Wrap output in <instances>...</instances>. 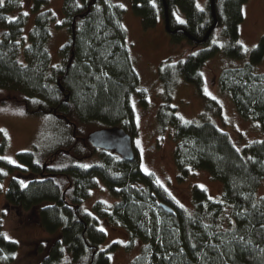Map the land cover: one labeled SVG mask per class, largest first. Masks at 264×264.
Wrapping results in <instances>:
<instances>
[{
	"label": "trees",
	"instance_id": "16d2710c",
	"mask_svg": "<svg viewBox=\"0 0 264 264\" xmlns=\"http://www.w3.org/2000/svg\"><path fill=\"white\" fill-rule=\"evenodd\" d=\"M48 1H32L30 10L36 14L26 41L22 32L27 17L21 0L0 3V90L16 93V101L28 113L51 114L63 123L67 136L45 154L42 164L30 152L17 153L21 167L0 159V167L9 173L29 170L37 176L25 183L11 177L4 190L5 203L17 210L18 218L20 213H35L39 225L52 235L49 243L40 244L37 264H110L109 253L122 245L112 242L101 249L106 234L98 226L100 220L125 230V250L140 243L128 264H264V136L238 149L226 131L206 120L181 121L169 103L179 79L203 96L200 69L219 50L234 59L245 56L238 39L247 0H215L218 26L205 43L194 45L182 33H174L173 43L185 40L195 50L158 66L166 99L156 119L161 129L174 130L178 180L192 169H201L222 185L219 199L194 185L192 212L141 169L136 155L129 162L114 152L94 149L80 130L96 123L102 128L121 127L131 137L137 131L131 98L138 95L143 106L146 101L137 89L138 76L121 22L123 9L109 0H62L64 18L57 28L65 27L70 35L61 47V63L54 66L46 47L54 16L49 9L39 11ZM130 1L144 29L155 27L160 17L164 20L162 0ZM165 4L169 27L181 26L196 39L213 22L209 3L206 10L199 9L195 0H165ZM263 57L264 36L242 66L222 71L219 89L230 97L239 115L254 121L264 134V72L255 71ZM65 94L67 102L62 100ZM95 155L99 161L87 167L75 163ZM55 161H59L56 166ZM43 165L48 166L46 174ZM98 180L114 201L96 200L87 211L83 201ZM17 249L16 241L0 234V264H11Z\"/></svg>",
	"mask_w": 264,
	"mask_h": 264
},
{
	"label": "rangeland",
	"instance_id": "374dc122",
	"mask_svg": "<svg viewBox=\"0 0 264 264\" xmlns=\"http://www.w3.org/2000/svg\"><path fill=\"white\" fill-rule=\"evenodd\" d=\"M32 1L21 0L22 11L27 17L22 32L25 41L28 40V33L33 27L36 14L30 10ZM109 1L120 7L123 5L121 22L126 32L130 59L138 76L137 89L144 93V101H146L143 106L140 104L138 95L131 98L137 127L132 137L137 162L141 169L150 173L179 206L192 212L190 191L194 185L203 188L213 199L220 198L222 185L218 181L211 180L207 172L201 169H192L185 179L178 180L173 159L174 130L171 126L161 129L157 123L156 114L159 106L164 104L166 99L158 79L159 64L169 58L193 51L195 47L185 40L173 43L171 36L165 31L162 17L159 18L155 27L144 29L140 18L133 11L130 0ZM195 1L199 9H207L209 0ZM62 5V0H49L47 5L39 10L49 9L54 16V21L50 24L51 36L46 45L54 66L61 63V47L70 35L65 27L57 28V24L61 23L64 18ZM242 14L243 21L239 25L238 43L242 46L245 56L241 59H234L225 56L219 50L200 69L203 96L199 95L194 85L179 79L171 92L169 101L181 121H210L226 131L238 149L251 141L262 139L264 134L257 129L254 121L255 124L239 115L230 97L220 91L219 80L224 69L242 66L248 58L249 51L264 36V0H247L242 6ZM14 15L16 14L13 13ZM175 15L183 20L180 12L175 11ZM255 71L264 72V57L255 66ZM16 96L14 92L0 90V159L20 166L17 163V153L30 152L34 154L36 162L42 164L45 154L67 139L63 130L64 125L49 113L26 112L23 106L16 101ZM205 98L214 100L215 104L207 102ZM99 128H102L101 125L89 123L80 130L87 136ZM64 157L68 158L66 155ZM98 161V156L95 155L90 159L75 161V163L89 166ZM58 164L59 161L54 162V166ZM0 171L3 174L0 181V234L18 243V249L11 264H37L42 256L39 252L40 244L45 245V241L49 243L52 235L46 233L39 225L35 213H20L21 216L18 218L17 210L6 205L4 199V190L11 177L25 179L23 180L25 183L37 176L29 170L9 173L6 168L0 167ZM99 199L107 200L108 203L114 201L106 191V187L98 180V185L89 191V197L83 201L82 206L89 211L94 201ZM98 226L106 234V240L100 245L101 249L107 248L112 242H120L122 245L121 248L109 253L110 264H128L138 252L140 243H135L132 249L125 250L123 245L128 237L123 228L109 225L103 220L98 222Z\"/></svg>",
	"mask_w": 264,
	"mask_h": 264
},
{
	"label": "water",
	"instance_id": "95a60500",
	"mask_svg": "<svg viewBox=\"0 0 264 264\" xmlns=\"http://www.w3.org/2000/svg\"><path fill=\"white\" fill-rule=\"evenodd\" d=\"M162 3H163V9H164V27H165V31L169 35L179 32V33H182L186 38H188L192 43H194V45H202L203 43H205L210 33L218 26V21L216 19L215 10H214L215 0H209V5L211 9V17H212L213 22L209 26L206 33L201 39H196L192 37L181 26L171 29L169 27L167 7L165 4V0H162ZM74 22L75 21L73 20L72 25H71V40L72 41H74V37H75ZM57 85L59 86L60 91L64 92L63 86L60 84L59 81H57ZM62 100L64 102H67L68 94H65ZM74 130H75V127H73V132ZM86 140L90 144V146H92V148L114 152L115 154L120 156L124 161L130 162L134 160L135 158V150L132 144V137L127 132H125L124 129L121 127L112 126V127H103V128L96 129L90 132L86 136ZM161 206L163 207V209L169 212L172 211V209L166 204H161Z\"/></svg>",
	"mask_w": 264,
	"mask_h": 264
},
{
	"label": "flooded vegetation",
	"instance_id": "af4514ba",
	"mask_svg": "<svg viewBox=\"0 0 264 264\" xmlns=\"http://www.w3.org/2000/svg\"><path fill=\"white\" fill-rule=\"evenodd\" d=\"M47 164V163H46ZM46 168H48V166L46 165V166H42V171H44L45 172V174L48 172V171H46Z\"/></svg>",
	"mask_w": 264,
	"mask_h": 264
},
{
	"label": "snow or ice",
	"instance_id": "6c2138e0",
	"mask_svg": "<svg viewBox=\"0 0 264 264\" xmlns=\"http://www.w3.org/2000/svg\"><path fill=\"white\" fill-rule=\"evenodd\" d=\"M0 3H2V0H0ZM121 7H123V5H121ZM181 23H183V21H180ZM139 143V142H138ZM84 167H87V165H85ZM23 184V182H21ZM26 186V185H25ZM103 230V229H101ZM5 238H8L7 236H5Z\"/></svg>",
	"mask_w": 264,
	"mask_h": 264
}]
</instances>
